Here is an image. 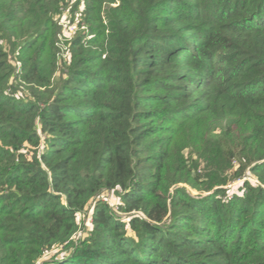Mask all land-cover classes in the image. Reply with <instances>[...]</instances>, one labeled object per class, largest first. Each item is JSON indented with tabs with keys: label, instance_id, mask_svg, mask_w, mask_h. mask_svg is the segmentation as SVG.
Returning <instances> with one entry per match:
<instances>
[{
	"label": "trees",
	"instance_id": "obj_1",
	"mask_svg": "<svg viewBox=\"0 0 264 264\" xmlns=\"http://www.w3.org/2000/svg\"><path fill=\"white\" fill-rule=\"evenodd\" d=\"M68 3L87 30L56 82ZM59 247L49 264H264V0H0V264Z\"/></svg>",
	"mask_w": 264,
	"mask_h": 264
},
{
	"label": "rangeland",
	"instance_id": "obj_2",
	"mask_svg": "<svg viewBox=\"0 0 264 264\" xmlns=\"http://www.w3.org/2000/svg\"><path fill=\"white\" fill-rule=\"evenodd\" d=\"M73 7H74V3H68V4H65V5H60V7H58L59 8L58 12H56L54 14V21L57 23V26L60 28L59 32L57 34V37H56V42H57L56 43V47L57 48H59V46H58V44H59L58 43L59 42V35L61 34L62 30L64 29V27L62 25H64L65 23L77 27L76 34H78L80 31H82V32L85 31V30L82 29V26H84V24H82V16H81V12L83 11V7L81 6L80 10H78L77 12L72 14ZM59 23H62V24L60 25ZM74 35L72 34L71 36H74ZM74 37H73V39H74ZM68 44H69V41L67 42V40H64V42L62 43L63 48L61 49V52H57V61L59 63V67H58V70H57V72L55 74L56 82L58 81V79L63 74V72H62V66L63 65L61 66V61L62 60H68L69 57H70L69 56V54H70V46ZM8 51L10 53L9 59H10L11 65L13 66L14 73L11 76L10 85H9V88H8L7 92L11 93L12 90L26 92L27 90H26L25 86L20 84L19 80H17V78L20 77V74H21L20 59H19V57L16 54L12 55L10 49H8ZM18 84H20L21 86L17 88ZM244 181H249L251 184H254V185L259 184V181L257 180V178H255L251 174L247 173L244 176L243 179L234 181V182L230 183L229 185H227L225 187V189L228 190V192H229V193H227L229 199H231L234 194H238V195H242L243 194V192H241V190H239V189H240V185H242V183ZM179 187L185 188L188 191V193L192 197H195V198L204 197V196H207V195L212 193L211 192V193L202 194L198 190L193 189V188H191L190 186H188L186 184H181ZM114 197L115 196L113 194H110V196L108 197V202L113 207V209H115V212H116V214L118 215L119 218H121L124 221H128L129 218H130V215L123 214V213H120V211H118V208H117L118 206L115 204ZM138 215H140V214H138ZM79 225H80V230L78 231V233L76 234V236L74 238L75 241L76 240L78 241L83 236H85V233H87L88 228H90V226H91L89 222H87V226H85V223L83 222V218H82V220H79ZM64 249H65V247H59L56 250H54L53 252L46 253L43 256V258L39 260L38 264H49V262L54 260L56 254H58L57 256H59V255L62 254V252H65ZM65 255H67V253H65Z\"/></svg>",
	"mask_w": 264,
	"mask_h": 264
},
{
	"label": "built area",
	"instance_id": "obj_3",
	"mask_svg": "<svg viewBox=\"0 0 264 264\" xmlns=\"http://www.w3.org/2000/svg\"><path fill=\"white\" fill-rule=\"evenodd\" d=\"M59 24L61 25L62 23H59ZM62 26L64 27V29L62 30L61 34L59 35V42H58L60 52H61V49L63 48L62 43L64 42V40H67V42L69 41L68 45L70 46V44L73 40V37L76 35V32H77V27H75V26H72V25L67 24V23H65ZM82 29L85 31L87 30V28L85 26H82ZM72 34L73 35L75 34V35L71 36ZM20 66H21V64H20Z\"/></svg>",
	"mask_w": 264,
	"mask_h": 264
}]
</instances>
